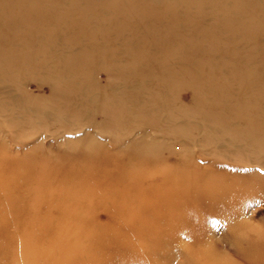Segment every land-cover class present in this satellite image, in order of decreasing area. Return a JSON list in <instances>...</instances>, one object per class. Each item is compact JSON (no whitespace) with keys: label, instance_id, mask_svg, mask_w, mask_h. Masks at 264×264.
Wrapping results in <instances>:
<instances>
[{"label":"rangeland","instance_id":"374dc122","mask_svg":"<svg viewBox=\"0 0 264 264\" xmlns=\"http://www.w3.org/2000/svg\"><path fill=\"white\" fill-rule=\"evenodd\" d=\"M0 264H264V0H0Z\"/></svg>","mask_w":264,"mask_h":264}]
</instances>
